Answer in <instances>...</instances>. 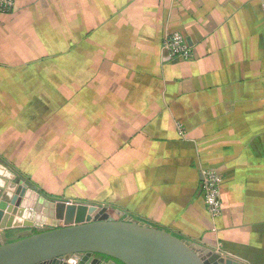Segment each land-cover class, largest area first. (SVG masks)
Returning a JSON list of instances; mask_svg holds the SVG:
<instances>
[{
  "label": "crops",
  "instance_id": "crops-1",
  "mask_svg": "<svg viewBox=\"0 0 264 264\" xmlns=\"http://www.w3.org/2000/svg\"><path fill=\"white\" fill-rule=\"evenodd\" d=\"M66 10L84 32L80 41L90 34V62L105 61L114 77L120 98L114 93L94 106L108 112L113 102L123 114L104 118L105 126L137 129L122 131L121 140L131 141L116 154L108 148L104 165L112 175L141 173V223L178 236L201 256L210 250L264 264V0H15L12 13L0 14V84L18 76L17 43L2 39L19 26L2 22L25 16L30 28L36 17ZM173 32L186 37L190 59L167 56L163 40ZM8 106L11 113L15 103ZM2 112L3 137L18 120ZM2 148L0 161L8 154ZM204 169L222 178L217 219L203 200ZM0 172V180L15 181ZM23 230L30 229L0 230V243ZM81 256L65 259L76 264Z\"/></svg>",
  "mask_w": 264,
  "mask_h": 264
},
{
  "label": "rangeland",
  "instance_id": "rangeland-1",
  "mask_svg": "<svg viewBox=\"0 0 264 264\" xmlns=\"http://www.w3.org/2000/svg\"><path fill=\"white\" fill-rule=\"evenodd\" d=\"M36 19L30 28L25 26V16L2 22L19 26L2 39L3 44L17 43L12 53L18 58L14 66L17 80L11 86L0 84L4 117L9 119L8 105L14 102L10 114L18 126L12 133L6 127L0 136V145L8 153L2 155L0 170L57 201L62 209L61 226L92 221L104 209L111 210L114 219L142 224L141 173L122 177L105 170L108 148L116 154L133 137L128 141L124 134L121 140L122 131L131 135L137 131L105 126L104 118H122L119 104L110 102L108 112L94 106L95 101L104 105L112 100L114 93V100L120 98L113 75L105 74L107 63L94 62V58L90 62V34L80 41L84 32L75 30L67 10ZM117 162L114 159V166ZM27 235L28 230H23L8 240Z\"/></svg>",
  "mask_w": 264,
  "mask_h": 264
},
{
  "label": "water",
  "instance_id": "water-1",
  "mask_svg": "<svg viewBox=\"0 0 264 264\" xmlns=\"http://www.w3.org/2000/svg\"><path fill=\"white\" fill-rule=\"evenodd\" d=\"M0 183V230H36L0 243V264H70L65 258L73 255H82L76 264H105L94 255L107 257L109 264H243L216 251L201 256L178 236L139 222L114 219L108 209L92 221L61 226L57 216L62 209L57 201L22 180L1 179Z\"/></svg>",
  "mask_w": 264,
  "mask_h": 264
},
{
  "label": "built area",
  "instance_id": "built-area-1",
  "mask_svg": "<svg viewBox=\"0 0 264 264\" xmlns=\"http://www.w3.org/2000/svg\"><path fill=\"white\" fill-rule=\"evenodd\" d=\"M15 0H0V14L13 10ZM163 49L170 59L188 60L192 57L191 48L186 37L181 32H173L165 36ZM202 174V194L208 213L213 219L221 217L223 213V200L221 197L222 178L212 169H204Z\"/></svg>",
  "mask_w": 264,
  "mask_h": 264
},
{
  "label": "flooded vegetation",
  "instance_id": "flooded-vegetation-1",
  "mask_svg": "<svg viewBox=\"0 0 264 264\" xmlns=\"http://www.w3.org/2000/svg\"><path fill=\"white\" fill-rule=\"evenodd\" d=\"M30 229V228H29ZM36 230L35 229H30L29 230V235L32 234V233H35ZM82 258V256H81ZM94 259H96L98 262H102V263H105V264H109L110 263V259H108L107 257H102V256H99V255H94L93 257ZM99 264V263H98Z\"/></svg>",
  "mask_w": 264,
  "mask_h": 264
},
{
  "label": "trees",
  "instance_id": "trees-1",
  "mask_svg": "<svg viewBox=\"0 0 264 264\" xmlns=\"http://www.w3.org/2000/svg\"><path fill=\"white\" fill-rule=\"evenodd\" d=\"M10 13H12V11H11V12H9V13H6V14H10ZM18 239H20V238L11 239V240H9L8 242H12V241H15V240H18Z\"/></svg>",
  "mask_w": 264,
  "mask_h": 264
}]
</instances>
